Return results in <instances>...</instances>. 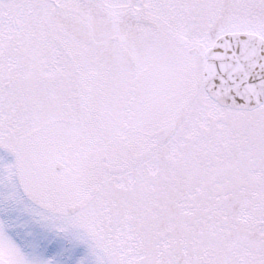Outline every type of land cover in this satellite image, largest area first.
Wrapping results in <instances>:
<instances>
[{"label": "snow or ice", "instance_id": "1", "mask_svg": "<svg viewBox=\"0 0 264 264\" xmlns=\"http://www.w3.org/2000/svg\"><path fill=\"white\" fill-rule=\"evenodd\" d=\"M0 264H264V0H0Z\"/></svg>", "mask_w": 264, "mask_h": 264}]
</instances>
